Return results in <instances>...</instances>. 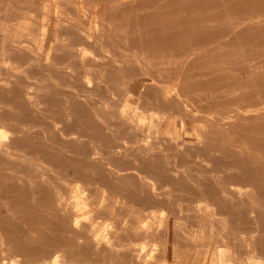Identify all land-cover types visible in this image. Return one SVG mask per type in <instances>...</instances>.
<instances>
[{"label":"bare ground","instance_id":"obj_1","mask_svg":"<svg viewBox=\"0 0 264 264\" xmlns=\"http://www.w3.org/2000/svg\"><path fill=\"white\" fill-rule=\"evenodd\" d=\"M223 243L264 252V0H0V264H234Z\"/></svg>","mask_w":264,"mask_h":264},{"label":"rangeland","instance_id":"obj_2","mask_svg":"<svg viewBox=\"0 0 264 264\" xmlns=\"http://www.w3.org/2000/svg\"><path fill=\"white\" fill-rule=\"evenodd\" d=\"M91 9H93V6H90ZM94 8H96V6H94ZM39 21H44V15H41L39 18ZM97 51H101L102 50H99L97 49ZM166 66V65H165ZM106 91V93H105ZM116 90H112V91H109V90H103L101 91L100 93H104L105 96H102V95H99L98 94H95L94 97L98 98V100H111L112 99V95L111 93L113 94ZM129 95H133L132 92L129 93ZM115 99H117L118 95H115L114 96ZM133 98L135 101L131 102L129 107L131 105L132 108H136L135 107V103L136 104H139L141 106V109H144L147 108L148 106L144 104L143 100L140 99L139 97H135L133 95ZM191 123V122H190ZM198 123V122H197ZM174 129H175V133L176 135L179 134V121L176 120V123L174 125ZM194 137L192 134H191V138ZM168 152H172L170 149H167ZM177 162L179 163L180 165V169H182V171L186 172L187 174L191 175L192 177L194 176V174H197V170L195 169V166H196V160H182L179 156L175 157ZM171 189V193H170V197L174 200V204L175 205H179V207H181V209L183 210L181 213H178L179 217L177 219V222H180L182 224H185L189 227H193V226H196L197 223L199 221H201L202 217H197L195 216V213H194V192H195V188L193 187L192 184L190 183H187V185H184V186H179V185H175V186H171L170 187ZM167 210V213L169 211V208L166 209ZM128 213V212H127ZM204 218L209 217L208 215V212H205L204 213ZM118 218H120V215L117 216V220ZM128 217L125 216V220H127ZM209 223L213 220H217L216 218H213V216H211L209 219ZM208 223V224H209ZM218 223V221H217ZM219 224V223H218ZM231 223L228 224V227H227V230L226 232L224 231L221 235L222 236H227V235H230V227H231ZM240 229H245L246 226L244 223H241L240 225ZM141 242V241H140ZM156 241H149V245L151 247H160L159 244H155ZM221 248L223 249V251H233L234 250H237L232 256H230L228 259L229 260H236V262L234 264H251L249 258H247L245 261H243V263H240V258L239 256H241V254L245 251V247L244 246H237V247H233L231 246L230 249H228L224 243H223V246H221ZM260 256L258 258V260L256 261V264H264V252H260L259 253ZM221 257V260H224L223 256H220ZM154 258V261H152L151 264H187L188 261H197L196 259V256H193V257H188L184 254H179V252H177L176 250H173V251H170L169 255H165V254H156ZM206 258L209 260V255L206 254ZM210 261V260H209ZM189 264V263H188ZM226 264H230L229 262H226Z\"/></svg>","mask_w":264,"mask_h":264}]
</instances>
